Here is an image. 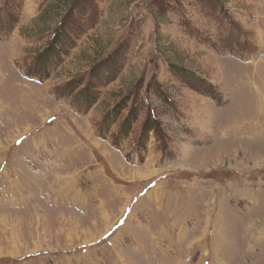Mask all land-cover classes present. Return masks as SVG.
I'll return each mask as SVG.
<instances>
[{
    "label": "rangeland",
    "instance_id": "1",
    "mask_svg": "<svg viewBox=\"0 0 264 264\" xmlns=\"http://www.w3.org/2000/svg\"><path fill=\"white\" fill-rule=\"evenodd\" d=\"M0 264H264V0H0Z\"/></svg>",
    "mask_w": 264,
    "mask_h": 264
}]
</instances>
